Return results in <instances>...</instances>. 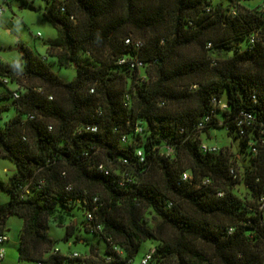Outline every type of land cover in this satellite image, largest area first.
I'll use <instances>...</instances> for the list:
<instances>
[{
    "label": "trees",
    "instance_id": "1",
    "mask_svg": "<svg viewBox=\"0 0 264 264\" xmlns=\"http://www.w3.org/2000/svg\"><path fill=\"white\" fill-rule=\"evenodd\" d=\"M41 1L56 30L45 55L20 46L19 68L0 63V158L16 169L0 236L22 219L18 262L140 264L153 240L148 264H264V3ZM212 130L238 141L241 174L238 159L201 149ZM76 210L102 253L79 237L85 255L54 249L49 222L73 221L67 242Z\"/></svg>",
    "mask_w": 264,
    "mask_h": 264
},
{
    "label": "rangeland",
    "instance_id": "2",
    "mask_svg": "<svg viewBox=\"0 0 264 264\" xmlns=\"http://www.w3.org/2000/svg\"><path fill=\"white\" fill-rule=\"evenodd\" d=\"M213 3H222L224 5L229 4V0H210ZM244 7L248 9H255L264 3V0H241ZM1 4V3H0ZM45 4L41 0H36L30 7L27 4L17 0H9L8 4L4 5V12L0 16V61L1 63L11 64L13 61L19 62V50L18 47L24 46L32 51L34 54L44 56L47 43L56 37V30L47 22L43 17ZM49 62V61H48ZM7 64V65H8ZM55 73L64 81H71L75 72L72 68H53ZM144 72H141V75ZM146 74V73H145ZM129 80V79H128ZM13 112L7 113L12 115ZM6 119V116L3 118ZM208 136V138L206 137ZM199 139L205 142L208 146L221 149L227 155V157L236 162L239 167V173L242 172V166L249 164V159L242 158L239 151L238 141H232L230 137H227L222 130H212L209 135L204 133L199 135ZM100 159H103V155L99 154ZM63 170H66L65 168ZM70 180L76 176L75 172L68 169ZM16 172L13 163L6 159L0 158V205L6 203L9 200V194L2 189L1 186H5L8 179ZM241 190L243 187L236 186L234 192ZM98 193V191H96ZM75 219L77 220V229L75 233L65 241L66 229L72 228L73 221L65 220L63 225L58 226L55 221L49 222V237L54 241V249H57L61 254H87L88 246L79 244L77 241L74 243L76 237H79L83 241H88L96 244L102 253L105 248V244L102 241H98L95 236L85 233L81 227L82 216L79 211H74ZM150 216H146L149 220ZM23 226V221L16 215L8 216L5 220L4 233L8 239L6 243L0 245V249L4 250L3 259L0 260V264H20L17 259V249L19 245V235ZM65 226V227H64ZM156 245L153 240L143 243L136 256V261L139 262L142 255L150 248ZM54 251V250H53ZM93 252V251H92ZM95 252V251H94ZM95 254L91 253V258L96 260Z\"/></svg>",
    "mask_w": 264,
    "mask_h": 264
},
{
    "label": "built area",
    "instance_id": "3",
    "mask_svg": "<svg viewBox=\"0 0 264 264\" xmlns=\"http://www.w3.org/2000/svg\"><path fill=\"white\" fill-rule=\"evenodd\" d=\"M22 1H24V2H32L33 0H22ZM4 0H0V16L3 14V12H4ZM261 10L262 11H264V4H263V6H262V8H261ZM125 43L126 44H129L130 43V41H129V39H126L125 40ZM136 46H138V47H140V44L139 43H137V44H135ZM141 62H139V61H136L135 62V64H131V66H137V67H139V66H141ZM11 67H14V68H19V63H18V61H13V62H11V64H9ZM4 82H6V81H4ZM13 97L14 98H17L18 97V95H17V93L16 92H13ZM242 116H243V122L244 123H247V124H249L251 121H252V116L251 115H249V114H242ZM91 130H94V129H91ZM201 149L203 150V151H206V150H208V151H217V149H216V147H212V146H208L207 144H202L201 145ZM254 151V150H253ZM100 170H103L104 171V173L105 174H107V171H105L103 168H102V166L100 167ZM229 173H230V175L231 176H233V177H235V171H234V169H230V171H229ZM190 177H189V175L187 174V173H183L182 174V179L183 180H187V179H189ZM205 183H208V182H205ZM219 195H222L221 193L219 194ZM260 209H264V198L263 199H261V206H260ZM86 218H87V220H91L92 219V216H91V213H87L86 214ZM8 241V239H7V237H6V235L5 234H2L1 236H0V245H3L4 243H6ZM152 253H153V250L151 249V250H149V251H147L145 254H144V256L140 259V264H148L150 261H151V259H152ZM3 254H4V250L1 248L0 249V260H2L3 259ZM72 256L73 257H79V254H77V253H73L72 254Z\"/></svg>",
    "mask_w": 264,
    "mask_h": 264
},
{
    "label": "crops",
    "instance_id": "4",
    "mask_svg": "<svg viewBox=\"0 0 264 264\" xmlns=\"http://www.w3.org/2000/svg\"><path fill=\"white\" fill-rule=\"evenodd\" d=\"M0 63H1V61H0ZM4 64H8V63H4ZM5 234V233H4Z\"/></svg>",
    "mask_w": 264,
    "mask_h": 264
}]
</instances>
